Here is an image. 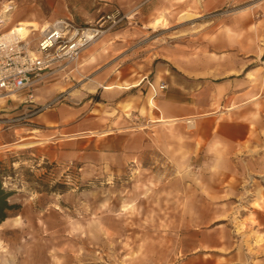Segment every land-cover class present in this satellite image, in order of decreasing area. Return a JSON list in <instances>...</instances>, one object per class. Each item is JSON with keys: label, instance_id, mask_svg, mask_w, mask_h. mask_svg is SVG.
I'll return each instance as SVG.
<instances>
[{"label": "rangeland", "instance_id": "374dc122", "mask_svg": "<svg viewBox=\"0 0 264 264\" xmlns=\"http://www.w3.org/2000/svg\"><path fill=\"white\" fill-rule=\"evenodd\" d=\"M77 1L0 0V33L31 22L39 27L31 38H38L45 25L73 20L70 4L78 9ZM143 1L115 0L109 7L123 13L140 7L124 26L129 31L119 34L131 41L132 61L176 41L191 45L200 66L214 60L231 70L217 117L246 120L248 142L206 140L211 125L201 118L190 119L193 126L185 120L160 128L131 118L81 141L46 139L34 118L9 122L23 117L15 115L22 109L0 111V172L16 206L0 225V264H262L264 0ZM183 13L201 17L184 22ZM73 66V78L44 82L35 95L62 96L55 106L72 108L99 98L94 76L81 72L80 60ZM106 68L107 75L116 65ZM228 130L231 144L245 134Z\"/></svg>", "mask_w": 264, "mask_h": 264}, {"label": "crops", "instance_id": "0c3cea01", "mask_svg": "<svg viewBox=\"0 0 264 264\" xmlns=\"http://www.w3.org/2000/svg\"><path fill=\"white\" fill-rule=\"evenodd\" d=\"M148 1L144 0L142 3ZM113 2L115 0H78L75 2L78 9L74 8V4H70L73 12H76L69 11L70 17L73 22L75 17L83 25L93 23L109 12L110 3ZM127 31L129 29L124 26L118 27L111 31L105 40L96 42L82 52L81 72L86 76H94L91 82V85L94 84L92 93H98L99 98L96 97L95 101L93 98L88 99L78 108L55 106L34 117L44 138L51 139L58 134L74 136L77 138L76 141H81L102 132L107 124L123 125L124 122L129 124L131 118L144 120L156 128L201 118V121L211 125L206 140L214 139L217 135L226 145L244 146L248 142L246 120L231 123L222 119L220 121L217 117L216 106L221 104L226 92L231 88V82L228 81L231 70L216 67L214 60H210L211 64L200 66L199 61L202 58L200 60L196 58L191 45L182 47L176 41L158 50H150L144 53L140 60L132 61L135 51L129 49L131 41L124 40V36L119 38V34ZM130 61L132 63H128ZM109 64L116 65V68L106 75L108 69L106 66ZM73 71L74 66H70L65 71L46 73L44 80L34 86L35 105L43 106L54 99L46 101L43 97L36 96L35 93L41 90L39 85L55 79L69 80L73 78ZM150 83L157 88L155 91L149 88ZM161 83L167 86L165 91L158 90ZM108 87L112 89H107ZM241 95L244 93L238 94L239 100ZM243 104L239 103L237 109L241 110ZM0 107H3L0 110L3 112H17L22 109L15 114L19 117L25 115L30 106L24 104L23 97H18L5 100ZM229 112L223 115L227 116ZM216 120L218 128L217 134H214ZM231 126L243 128L245 132L243 137L233 144L231 142L235 140L228 132ZM4 187H7L6 182Z\"/></svg>", "mask_w": 264, "mask_h": 264}, {"label": "built area", "instance_id": "2783aa9c", "mask_svg": "<svg viewBox=\"0 0 264 264\" xmlns=\"http://www.w3.org/2000/svg\"><path fill=\"white\" fill-rule=\"evenodd\" d=\"M140 13L136 7L128 13L118 8L110 10L97 21L78 25L70 19H60L41 29L38 38H31L34 30L25 37L11 28L0 33V99L11 100L23 97L24 104L30 106L23 117L10 120L17 123L34 118L51 110L62 96L43 106L35 105L34 86L44 80L48 72L65 71L76 65L82 52L98 42L107 33L122 26H131ZM3 19L0 16V27ZM149 88L156 90L152 84ZM163 83L159 91H165Z\"/></svg>", "mask_w": 264, "mask_h": 264}, {"label": "bare ground", "instance_id": "6f19581e", "mask_svg": "<svg viewBox=\"0 0 264 264\" xmlns=\"http://www.w3.org/2000/svg\"><path fill=\"white\" fill-rule=\"evenodd\" d=\"M10 6H11V3H8L5 5L4 7V10L2 11V15H5L7 16V14L9 13L10 11ZM201 16H197V15H193V14H190V13H183L181 16H180V19L183 20L184 22H192L198 18H200ZM161 24V20L157 19L155 22H154V25L155 26H159ZM47 26L45 25V27L43 28V30H45ZM39 30V27L37 24L35 23H31V22H21V23H18L15 27H14V30L16 32H18L22 37H25L28 33H29V29H32V30ZM91 82V81H89ZM107 89H112L111 87H108ZM5 102L4 99H0V105L3 104ZM189 123L193 126L194 124V121H189ZM49 142V141H48ZM22 147H30L34 144L32 143H26V144H22L20 143ZM18 146V145H16ZM20 148V147H19Z\"/></svg>", "mask_w": 264, "mask_h": 264}, {"label": "trees", "instance_id": "16d2710c", "mask_svg": "<svg viewBox=\"0 0 264 264\" xmlns=\"http://www.w3.org/2000/svg\"><path fill=\"white\" fill-rule=\"evenodd\" d=\"M5 182L6 175L0 172V225L7 219L8 212L16 207L10 202V198L14 192L4 187Z\"/></svg>", "mask_w": 264, "mask_h": 264}]
</instances>
